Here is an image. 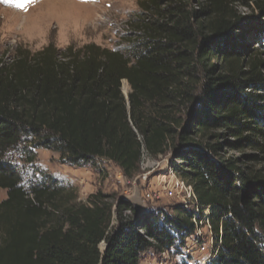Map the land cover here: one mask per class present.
Listing matches in <instances>:
<instances>
[{
  "label": "trees",
  "instance_id": "trees-1",
  "mask_svg": "<svg viewBox=\"0 0 264 264\" xmlns=\"http://www.w3.org/2000/svg\"><path fill=\"white\" fill-rule=\"evenodd\" d=\"M140 6L120 48L50 43L0 60V264H140L201 243L207 207L218 250L205 264H264V0ZM40 149L129 180L143 155L168 156L197 211L139 212L102 191L81 202L49 176L24 185L17 158L32 166Z\"/></svg>",
  "mask_w": 264,
  "mask_h": 264
},
{
  "label": "rangeland",
  "instance_id": "rangeland-1",
  "mask_svg": "<svg viewBox=\"0 0 264 264\" xmlns=\"http://www.w3.org/2000/svg\"><path fill=\"white\" fill-rule=\"evenodd\" d=\"M142 1L146 0H95L94 3L82 0H35L21 10L15 5L23 0H0V60H11L16 47L34 53L50 43L58 49L69 45L80 48L86 44L108 49L120 48L125 45L121 40L126 36L129 25H134L142 12ZM238 7L241 14L250 15L249 9L242 5ZM261 58L264 60V56ZM129 92L128 84L123 82V95L127 96ZM35 153L37 157L32 165L33 170L30 169L32 166L17 158L24 185L39 176H49L58 183L76 188L81 202L102 191L114 200L130 203L139 212L158 209L170 212L178 205L176 199H167L162 195L153 201L143 197L146 193L158 195L164 184H170L168 156L156 159L144 157L139 174L125 181L120 178L119 169L111 163H100L96 168H76L62 163L55 152L40 149ZM5 199L6 191L0 190V202ZM199 228L203 233L201 243H205L209 234H204V227ZM100 249L103 251V244ZM206 256L199 252L194 240L189 239L185 248L177 253H145L140 264H182L183 261L201 264Z\"/></svg>",
  "mask_w": 264,
  "mask_h": 264
},
{
  "label": "built area",
  "instance_id": "built-area-1",
  "mask_svg": "<svg viewBox=\"0 0 264 264\" xmlns=\"http://www.w3.org/2000/svg\"><path fill=\"white\" fill-rule=\"evenodd\" d=\"M147 157L146 155H143V158ZM148 158V157H147ZM171 177V182L169 185L164 184L162 191L158 192V195L155 193H146L143 197L147 201H153L154 199H159L161 195L167 199H176L178 204L183 206L184 209L187 210H194L197 211V198L193 191V188L191 185L183 182L180 180V178L177 177V175L174 173L172 169L169 170V174ZM120 178L122 180H128L125 177L122 176L120 172ZM169 177V178H170ZM131 180V179H130ZM209 207H207L204 211L203 218L201 221L195 223L196 227V233L195 237L199 239H203V233L201 232L200 227H204L203 229L206 231L204 234H209V239L205 243H199L198 240L193 238L194 244L196 245L197 249L200 253L206 254V258L201 261V264H205L209 260L215 257L217 253V248L213 245V237L211 233V227L209 224Z\"/></svg>",
  "mask_w": 264,
  "mask_h": 264
},
{
  "label": "snow or ice",
  "instance_id": "snow-or-ice-1",
  "mask_svg": "<svg viewBox=\"0 0 264 264\" xmlns=\"http://www.w3.org/2000/svg\"><path fill=\"white\" fill-rule=\"evenodd\" d=\"M34 2H35V0H23V2H21V3H17L15 6L18 7V8H20L21 10H25L26 7H27L29 4H32V3H34ZM82 2H92V3H94L95 0H82Z\"/></svg>",
  "mask_w": 264,
  "mask_h": 264
},
{
  "label": "water",
  "instance_id": "water-1",
  "mask_svg": "<svg viewBox=\"0 0 264 264\" xmlns=\"http://www.w3.org/2000/svg\"><path fill=\"white\" fill-rule=\"evenodd\" d=\"M105 249V245L103 244V249L102 250H104Z\"/></svg>",
  "mask_w": 264,
  "mask_h": 264
}]
</instances>
